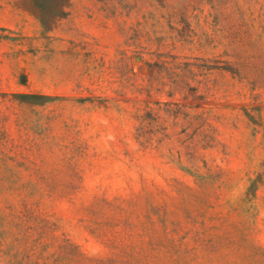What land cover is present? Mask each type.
I'll return each mask as SVG.
<instances>
[{
    "label": "rangeland",
    "instance_id": "1",
    "mask_svg": "<svg viewBox=\"0 0 264 264\" xmlns=\"http://www.w3.org/2000/svg\"><path fill=\"white\" fill-rule=\"evenodd\" d=\"M0 264H264V0H0Z\"/></svg>",
    "mask_w": 264,
    "mask_h": 264
},
{
    "label": "trees",
    "instance_id": "2",
    "mask_svg": "<svg viewBox=\"0 0 264 264\" xmlns=\"http://www.w3.org/2000/svg\"><path fill=\"white\" fill-rule=\"evenodd\" d=\"M24 98H26L27 95H22Z\"/></svg>",
    "mask_w": 264,
    "mask_h": 264
}]
</instances>
